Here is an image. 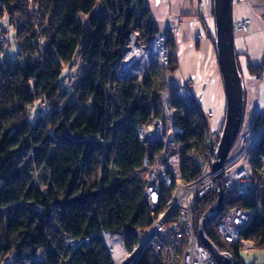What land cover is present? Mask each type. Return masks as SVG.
Returning a JSON list of instances; mask_svg holds the SVG:
<instances>
[{"label":"trees","instance_id":"trees-1","mask_svg":"<svg viewBox=\"0 0 264 264\" xmlns=\"http://www.w3.org/2000/svg\"><path fill=\"white\" fill-rule=\"evenodd\" d=\"M98 6L106 11L97 14ZM131 32L142 41L159 33L148 0H0V264H113L102 233L121 235L130 251L165 206L170 188L162 187L155 210L143 196V159L159 145L142 144L137 128L160 114L166 73L177 68L175 44L168 35L166 67L151 62L142 81L121 77ZM78 49L80 72L64 78ZM173 104L183 127L181 180L189 182L199 174L189 151L203 149L208 122L194 98L173 96ZM263 124L258 112L252 128ZM261 156L264 131L250 152L258 180ZM215 201L214 190L198 200L195 233ZM233 207L252 211L240 236L264 248V183L244 196L225 193L223 211L204 230L232 264H245L216 230ZM135 264L155 262L146 250Z\"/></svg>","mask_w":264,"mask_h":264},{"label":"built area","instance_id":"built-area-1","mask_svg":"<svg viewBox=\"0 0 264 264\" xmlns=\"http://www.w3.org/2000/svg\"><path fill=\"white\" fill-rule=\"evenodd\" d=\"M179 19L177 18V21ZM250 25L248 21L237 22L236 28L246 31ZM176 28L177 25H171L146 41H142L137 32H131L122 47L117 74L125 78L137 75L138 80L142 81L151 62L159 61L161 66L166 65L168 33L175 32ZM131 35L136 36L142 56L136 64L128 67L125 66V47ZM262 56L264 58V54ZM186 82L164 90L159 97L160 114L137 128V138L142 144L159 145L157 154L151 153L148 149L143 159V169L147 171L143 196L149 208L155 210L159 205L162 187L170 188L171 193L165 206L156 212L144 237L130 251L123 246L124 250L121 248L123 253L120 256L122 260L118 261L119 258L112 260L113 264H135L146 250L151 252L155 264H216L212 254L201 244L195 233L193 220L198 200L212 188L215 190V173L211 167L222 125L216 129L212 128L209 121L211 113L203 110L204 117L207 122L209 121L208 130L203 138V149L198 151L191 148L189 151L199 174L189 182L180 183L179 165L183 144L177 138L183 134V127L176 123L177 112L173 96H192L190 83ZM199 106L201 107L200 104ZM261 134V128L257 132H250L248 137L250 141L243 145V131H239L221 169L220 180L225 193L244 196L257 190L258 182H264V156H261L259 180L255 177V169L250 159V152L259 142ZM237 143L238 148L235 152ZM251 214L250 209L230 208L216 226L219 237L237 245L241 252L252 248L254 242L240 236V231L249 221ZM110 251L112 252V249Z\"/></svg>","mask_w":264,"mask_h":264},{"label":"crops","instance_id":"crops-1","mask_svg":"<svg viewBox=\"0 0 264 264\" xmlns=\"http://www.w3.org/2000/svg\"><path fill=\"white\" fill-rule=\"evenodd\" d=\"M148 5L159 30L177 25L174 41L178 68L169 74L168 84L192 79L185 74L189 56L201 54L214 59L212 0H148ZM243 18L251 19L250 28L242 31L234 26L233 44L244 90L242 125L246 126L252 124L258 112L264 113V71L261 67L264 62V0H233V23ZM191 89L194 96H199L200 101L197 98V102L202 110L213 112L212 123L219 127L225 112L220 74L209 80L195 81ZM249 251L241 252L245 253L241 255L245 264H264V249L255 256H251Z\"/></svg>","mask_w":264,"mask_h":264},{"label":"water","instance_id":"water-1","mask_svg":"<svg viewBox=\"0 0 264 264\" xmlns=\"http://www.w3.org/2000/svg\"><path fill=\"white\" fill-rule=\"evenodd\" d=\"M232 5L233 0H212L214 47L224 92L225 112L215 150V159L211 167L215 173L216 201L204 212L197 228V235L201 244L212 254L216 264H232V255L228 252L219 251L206 236L204 230L224 209L225 192L220 180L221 169L242 126L244 111V90L233 44ZM262 128L263 133L264 127ZM67 134L73 139H81L80 136ZM83 241L85 242V240L75 241L76 244L73 246L76 247Z\"/></svg>","mask_w":264,"mask_h":264},{"label":"rangeland","instance_id":"rangeland-1","mask_svg":"<svg viewBox=\"0 0 264 264\" xmlns=\"http://www.w3.org/2000/svg\"><path fill=\"white\" fill-rule=\"evenodd\" d=\"M106 10L104 9V7L103 6H98L96 9H95V12L97 13V14H101V13H104ZM77 20L79 21V22H81V23H85V24H87V16L86 15H83V14H81V13H79L78 15H77ZM1 23H2V25L4 26V27H7L6 26V23H5V20H1ZM175 25V24H174ZM234 26L236 27V24H234ZM11 30V29H10ZM10 30H9V32L8 33H10ZM163 30H165V28L163 29ZM163 30H159V31H163ZM176 32H177V28L175 29V32H173V33H171L172 34V37H173V39H174V36H175V34H176ZM5 41V40H4ZM174 44H175V41H174ZM7 50L8 51H12V50H14V45L13 44H10V45H8V47H7ZM174 50H175V54H176V48H174ZM216 53H215V47H214V59L213 60H211V59H208L207 58V56L206 55H201V54H199V55H195V56H189L188 57V60H187V63H188V66H187V71H185V74L187 75V76H190V77H192V79H190V81H189V79H186L185 81H187L186 82V84H188V83H190V86L191 85H193L194 83H195V81H199V80H209V79H212L215 75H219L220 74V71H219V66H218V63H217V59H216V55H215ZM181 57H182V55H181ZM154 62H156V61H154ZM157 64H160L159 63V61H157L156 62ZM167 63H168V55H167ZM176 64H177V68H178V60H177V56H176ZM167 65V64H166ZM166 65H164V66H162V67H166ZM176 68V69H177ZM69 68L67 67V68H65L64 67V70H63V72H62V76L64 77L66 74H67V71H68V77H74V78H77V76H78V74H79V72H80V69H81V62H80V53H79V49L78 50H76V52L74 53V56H73V60H72V66H71V68L68 70ZM143 69H144V66H143ZM144 71V70H143ZM171 73H173V72H168V73H166V80H167V86L169 87V88H175V87H177V86H179V85H181V83L180 84H173V85H169L168 84V76H169V74H171ZM135 77H137V79H138V76L137 75H134ZM65 78V77H64ZM220 79H221V77H220ZM194 83H193V82ZM182 83H183V81H182ZM176 85V86H175ZM197 96V97H196ZM183 98V97H182ZM197 98H198V100L200 101V98H199V96L198 95H195V100H197ZM200 104V103H199ZM201 105V104H200ZM208 112V111H207ZM261 113V112H260ZM206 119V118H205ZM211 120V118H209V121ZM207 121V120H206ZM209 121H208V123H209ZM245 124H243L242 126H241V131H242V129H243V135H244V140H243V145H245L246 143H248L249 141H250V139L248 138L249 137V134H250V132H257L258 131V129L257 130H255V129H253L252 128V124H248V125H246V126H244ZM262 127H264V126H261L260 128H262ZM261 130H263V128L261 129ZM242 139H243V137H242ZM245 141V142H244ZM245 143V144H244ZM202 148H203V146H202ZM261 166H262V161H261ZM180 183H186V182H183L181 179H180ZM259 183L260 182H258V185H259ZM262 183H264V182H262ZM170 193H171V190H170ZM146 231V230H145ZM116 234V233H115ZM145 234V233H144ZM116 238L118 239V245H119V247L120 248H122L123 250H124V248H123V242H122V236L121 235H117L116 234ZM67 238H69V237H67ZM67 241H70V240H67ZM104 244H105V246H106V248H107V250H108V252H109V254L111 255V253H112V255H111V258H112V260L113 261H115L116 260V258H115V253H114V250L112 249V252L110 251L111 250V247H109L105 242H104ZM264 248H262V249H257V248H254V247H252L251 249H249L250 251H249V254L251 255V256H255L257 253H258V251H260V250H263ZM260 252H263V251H260ZM241 255L242 256H244L245 255V253H241ZM122 257H119V259H117L118 261H121L122 259H121Z\"/></svg>","mask_w":264,"mask_h":264},{"label":"bare ground","instance_id":"bare-ground-1","mask_svg":"<svg viewBox=\"0 0 264 264\" xmlns=\"http://www.w3.org/2000/svg\"><path fill=\"white\" fill-rule=\"evenodd\" d=\"M246 21H248L250 24L252 22L250 18H243V19L239 20L238 22L241 23V22H246ZM141 56H142V50L138 47L137 38H136V36L131 35L129 37V39L127 41V44H126V47H125V60H126L125 66H128L129 67V66H132V65L136 64L138 62V60H140ZM262 61H264L263 56H262ZM261 67H262V70L264 71V62H262V66ZM263 71H262V73H263ZM184 81L185 80H183V83H184ZM183 83L181 82V85ZM191 92L193 93L192 89H191ZM208 112L211 113V117H210L211 118V120H210L211 126H212V128L216 129L218 126H214L213 123H212V118L214 116L213 115V112H211V111H208ZM242 131H243V129H242ZM237 148H238V143L236 144L235 152L237 151ZM213 190L214 189L212 188L209 191H213ZM116 237L117 236H116L115 233H109V232L102 233V238H103L104 242L109 247H111V249L114 250L115 258L117 259V258H119L122 255L123 251H121V248L118 245V239ZM70 243L72 245H75L76 244V242L73 241V240H70Z\"/></svg>","mask_w":264,"mask_h":264},{"label":"flooded vegetation","instance_id":"flooded-vegetation-1","mask_svg":"<svg viewBox=\"0 0 264 264\" xmlns=\"http://www.w3.org/2000/svg\"><path fill=\"white\" fill-rule=\"evenodd\" d=\"M168 27H170V26H168ZM167 27V28H168ZM167 28H165V29H167ZM169 35H172L171 33H168ZM190 81V80H189ZM166 89H170L169 87H167ZM165 89V90H166ZM190 90H191V86H190ZM192 94V96H188V97H191V98H194L195 99V96L193 95V93H191ZM197 101V100H196Z\"/></svg>","mask_w":264,"mask_h":264}]
</instances>
